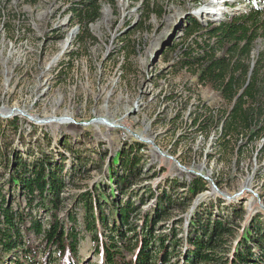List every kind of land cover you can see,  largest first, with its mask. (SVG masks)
I'll use <instances>...</instances> for the list:
<instances>
[{
  "label": "rangeland",
  "instance_id": "rangeland-1",
  "mask_svg": "<svg viewBox=\"0 0 264 264\" xmlns=\"http://www.w3.org/2000/svg\"><path fill=\"white\" fill-rule=\"evenodd\" d=\"M88 1L0 0L2 181L19 161L30 166L45 157L62 165L60 215H76L77 264H103L84 230L81 195L101 190L110 199L111 188L118 200L132 202L130 220L138 226L159 197L169 196L155 234L174 232L180 242L168 247L163 264H184L191 220L227 221L231 234L209 264L224 263L244 228L254 223L264 231V155L256 152L261 142L229 155L228 167L215 159V131H196L190 113L200 105L218 107L220 99L176 62L203 32H186L190 19L205 28L249 9L261 10L264 19V0H94L98 17L85 36L72 11ZM259 52L264 36L255 40L252 61ZM127 156L136 164L125 169ZM120 176L133 184L117 190L113 181ZM195 177L206 187L191 196L187 185Z\"/></svg>",
  "mask_w": 264,
  "mask_h": 264
},
{
  "label": "trees",
  "instance_id": "trees-1",
  "mask_svg": "<svg viewBox=\"0 0 264 264\" xmlns=\"http://www.w3.org/2000/svg\"><path fill=\"white\" fill-rule=\"evenodd\" d=\"M98 10L94 0L82 8L74 7V21L82 35L89 36L88 25L98 17ZM189 23L186 32L199 28L203 32L200 39H191L190 45L182 50L176 66L188 70L199 85L213 90L221 102L213 108L195 107L198 109L190 113L195 130L205 135L215 131L214 156L227 167L229 155L237 156L243 148H253L260 142L256 152L261 158L264 155V53L259 52L254 61L250 56L255 40L264 36L262 11L249 9L205 28L194 19ZM125 158V169L136 164V160L127 163L128 156ZM15 164L5 183L0 171V264H77L76 215L72 211L65 218L60 215L66 187L64 168L45 157L37 158L30 166L20 161ZM71 175L72 169L68 173ZM113 182L117 190L133 184L126 176ZM205 187L206 182L195 177L188 183L187 193L195 196ZM110 190V199L101 190L98 195H81L84 230L90 237L94 254L102 256L103 264L167 263L168 247L174 249L180 241L175 239L174 232L156 235L155 226L163 216L161 203L169 202V196L157 197L156 206L142 216L138 226L130 220L136 209L132 202L118 200L116 190ZM14 201L17 202L15 210ZM22 201L25 208H21ZM104 207L108 208L107 214ZM42 219L47 221L46 227ZM228 224L224 220L208 219L199 225L191 220L184 264L215 262L213 252L223 248L224 236L231 234ZM32 237H37L38 242L32 243ZM222 264H264V231L256 229L254 223L244 228L231 259Z\"/></svg>",
  "mask_w": 264,
  "mask_h": 264
},
{
  "label": "bare ground",
  "instance_id": "bare-ground-1",
  "mask_svg": "<svg viewBox=\"0 0 264 264\" xmlns=\"http://www.w3.org/2000/svg\"><path fill=\"white\" fill-rule=\"evenodd\" d=\"M201 13H203V11H201Z\"/></svg>",
  "mask_w": 264,
  "mask_h": 264
},
{
  "label": "water",
  "instance_id": "water-1",
  "mask_svg": "<svg viewBox=\"0 0 264 264\" xmlns=\"http://www.w3.org/2000/svg\"><path fill=\"white\" fill-rule=\"evenodd\" d=\"M216 189V188H215ZM220 193V192H219ZM263 208H264V206H263Z\"/></svg>",
  "mask_w": 264,
  "mask_h": 264
}]
</instances>
